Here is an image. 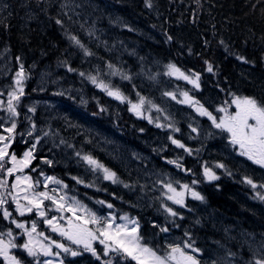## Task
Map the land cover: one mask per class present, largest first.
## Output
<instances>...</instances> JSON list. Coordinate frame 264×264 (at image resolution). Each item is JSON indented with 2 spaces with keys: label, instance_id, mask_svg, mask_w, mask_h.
<instances>
[{
  "label": "trees",
  "instance_id": "1",
  "mask_svg": "<svg viewBox=\"0 0 264 264\" xmlns=\"http://www.w3.org/2000/svg\"><path fill=\"white\" fill-rule=\"evenodd\" d=\"M151 4L149 8L145 0H0V79L3 62L7 59L12 62L19 57L24 69L30 71L28 87L37 77L50 79L47 87L40 85V92L27 97V104L49 101L77 111L89 121L117 133L128 146L143 150L151 157L150 166L154 170L163 174L175 173L182 184L197 188L204 201L188 200V207L196 206L192 216H187V208L177 205L175 208L185 215L171 216L174 222L170 223L162 215L150 219V214L141 213L136 205L141 194L140 184L137 183L134 190L125 188L124 184L131 186V175L125 172L127 178L120 177L122 168L105 157L95 145H86L83 136L74 138L73 129L63 131L66 120L57 116L52 121L60 132L68 135L67 145L91 155L123 181L113 184L100 179L94 186L86 187L84 185L90 182L86 176V181L76 183V186L86 197L104 200L113 204L117 212L135 216L143 243L159 254L165 253L168 249L161 241L159 224H173L179 228L184 242H189V237L193 236L219 242L216 248L224 249L225 246V250H231L239 257L240 264H248L253 258L252 241L255 240L258 246L264 241V212L260 211L264 206L255 198L256 192L262 189L254 190L243 183L246 175L237 170L233 157L227 158L236 168L233 170L219 161L232 175L214 166L212 170L219 179L207 181L203 175L206 162L213 160L216 163L211 158L201 159L203 154L207 155L209 139L196 138L198 143L189 146L192 155L184 150L178 153L173 144L164 152L148 148L144 141L152 139L159 131L155 123H149L147 118H137L129 111L128 102L120 103L109 97L79 73L98 75L99 79L118 87L133 103L138 102L137 93L157 103L155 85L148 82L145 71L165 73L166 66L171 63L187 75H200L199 90L185 83L177 85L213 114L218 115L216 108L229 106L236 96L252 97L264 103V0H151ZM57 20L62 23L57 24ZM73 35L93 55L85 56L84 49L69 39ZM238 56L247 62L237 59ZM109 64L118 73L130 76L131 80L122 79L120 74L112 75ZM208 64L213 67L212 73L207 71ZM69 68L75 71H69ZM61 92L64 95H55ZM101 108L105 110L101 111ZM164 110L160 117L164 122H170L164 119L167 115L172 121L174 117ZM157 113L152 110L144 115L151 116L154 121L162 120ZM35 116L46 121L54 117L49 118V111L42 108ZM24 148L22 145L16 150L17 157ZM73 153L71 151L70 156ZM173 156V161L179 162L182 168L167 162ZM80 166L87 165L82 162ZM254 170L259 171V168L254 166ZM55 172L69 188L73 187L70 171L57 168ZM2 175L0 173V177ZM193 180L198 183L192 184ZM201 211L207 213L200 215ZM209 217L214 218L208 220ZM235 228L241 233L233 232ZM16 254L24 260L23 252ZM90 256L85 253L82 257L85 264H95ZM27 262L29 260L24 261Z\"/></svg>",
  "mask_w": 264,
  "mask_h": 264
},
{
  "label": "snow or ice",
  "instance_id": "2",
  "mask_svg": "<svg viewBox=\"0 0 264 264\" xmlns=\"http://www.w3.org/2000/svg\"><path fill=\"white\" fill-rule=\"evenodd\" d=\"M146 6L151 8V0H145ZM57 24H61L60 20L56 21ZM69 39L80 48L84 49L85 56H91L89 50L84 48V45L77 39L76 36H70ZM171 40V37H168ZM223 43V42H221ZM19 57L17 58L19 62ZM242 62H247L243 57L238 56ZM207 64V61L205 62ZM110 69H113L111 74H120L122 79L131 80V77L118 73L111 64L108 65ZM69 71H75L72 68ZM207 71L213 72V67L208 64ZM81 77L88 79L93 85L105 92L109 97L119 101L120 103L128 102L129 111L132 112L137 118H147L149 123H155L157 128H169L173 132H179L180 129L175 127L174 124H162L157 118L155 121L151 116H145L146 111L150 112L155 110L156 112L163 114V109L154 104L151 100H146L144 96L137 93L139 97L138 102L133 103L128 100L118 87L110 85L103 80L99 79L98 75H87L84 72L79 73ZM167 76H173L178 80H184L188 84L192 85L196 90L200 89V75L193 73L191 76L186 75L176 65L169 63L167 65V71L164 73ZM27 76L24 71L23 64H20L19 70L15 73L13 78V85L9 86L10 90L7 92V102L0 100V111L6 113L5 117H0V128H3V132L7 135H0V210H2V216L4 220L10 221L15 225V228L21 229L23 235L27 237V240L23 244H17L15 237L11 229L6 232L0 233V257H3L5 264H23V261L17 258L15 255H10L11 249L19 248L27 254L28 257L33 259L34 264H65V259L61 258L60 254L65 256L77 257L81 255V252L74 250L65 244L53 240L46 236L43 232H37V223L33 221L31 228H25V224L18 222L12 218V212H10L4 206L9 202L8 197L11 198V203L15 206V212L23 217L26 214L35 213L40 218L44 225L52 232L70 242L71 245H75L76 249H83L84 252L91 253L93 257L100 260L101 257L97 253L96 248L93 247V242H98L103 246V255L109 256L110 253H114L117 257H120L125 264L128 261L134 262V264H201V261L197 258L196 254H199L200 250L193 246L192 242H185L183 246L169 245L168 250L159 254L154 248L143 243V237L139 232V224L135 219H130L127 215L119 217L124 223H116V217L113 214L108 216H99L94 211L88 209L74 196L69 195L66 191L68 186L64 184L60 179L54 176L44 175L43 180H34L30 175H18L17 173H23L28 168L33 159H35L34 153L37 145L40 143V138L36 137L35 142L31 144L30 148L23 153L21 158H17L15 154L9 153V148L16 134L17 121L16 117L19 115L18 105L21 97L25 95V81ZM4 93L0 91V96ZM55 95H64L63 92L55 93ZM164 96L176 100L179 104H186L194 109V111L202 117H207L211 121L212 126L222 133L228 134V143L237 151L239 156L245 157L251 161L252 164L257 165L259 168L264 169V103L257 101L252 97H239L232 100V104L235 106L234 112H229L227 106H220L216 108V111L223 113L222 116L217 117L212 112L207 110L199 101L195 100L189 95L188 91L180 93L182 99H178L172 92H164ZM84 102V101H82ZM147 104V108H145ZM105 109L101 108V111ZM30 112H35L34 108H29ZM165 120H169L167 115L164 116ZM10 123V126L5 124ZM35 124H32L31 129L27 133L32 136L35 131ZM193 132H197V129L193 127ZM48 132H44V136H48ZM58 135V133H57ZM213 135V133H209ZM176 148L183 149L188 155H192V150L185 146L182 142L175 139L173 136H169ZM61 144H65L66 141L61 139ZM55 146V145H54ZM72 147L71 145H68ZM76 155L82 160L88 167L95 173L101 172L105 181H110L113 184L123 183L117 176V174L107 168L102 163L98 162L95 158L88 154H82L76 152ZM44 163L52 166V161L45 159ZM168 163L175 164L177 168H182V165L177 161H167ZM6 164H10V167H5ZM216 168L223 169L226 174L232 175L231 171L226 168L223 163H217ZM32 171H36L35 168ZM190 171V170H186ZM203 175L209 182L219 179L216 173L208 167H204ZM8 177H15L11 183ZM77 184L84 183L78 177H72ZM198 181L193 180L192 184H197ZM243 183L251 186L252 189L258 187L264 189V183L257 185L250 177L244 176ZM162 187L165 189L161 195L164 199L171 201L173 204L178 205L181 208L186 207L185 195L190 194L193 200L204 201V197L188 184H180V191L173 186L172 182L163 183ZM55 185V187H50ZM42 186L43 190L37 189ZM86 187L93 185H85ZM125 188H129L130 185L124 184ZM256 197L264 201V193L256 192ZM45 201L50 202L46 204ZM97 203L106 205L107 208L112 209L114 206L111 203H107L104 200H99ZM164 211L169 216L175 217L178 215L171 207L161 205ZM57 213L58 215H51L49 213ZM68 213L69 215H65ZM63 222V223H61ZM199 223V221H197ZM131 225V227H129ZM161 232H167V228H160ZM36 233L37 237L43 238L46 243L40 242L33 236ZM188 235V233H185ZM7 237V239H5ZM191 240V237H189ZM264 248V242L260 245ZM53 248L58 249V252H54ZM191 253L189 254L188 251ZM235 253L228 252V257H234ZM41 257L46 259L41 260ZM102 264H113V260L109 259L106 262L102 261ZM116 264H120L117 260ZM213 264H219L218 261H213ZM224 264H230V260L225 261ZM248 264H264V257L256 258L253 254V260Z\"/></svg>",
  "mask_w": 264,
  "mask_h": 264
},
{
  "label": "rangeland",
  "instance_id": "3",
  "mask_svg": "<svg viewBox=\"0 0 264 264\" xmlns=\"http://www.w3.org/2000/svg\"><path fill=\"white\" fill-rule=\"evenodd\" d=\"M20 64L21 63L18 62V60L15 61L12 60V62H10L8 59L4 61L2 64L0 91H2L4 95L0 96V100H3L5 104L7 102V92L10 90L9 86L13 85V78L15 76V73L19 70ZM24 71L27 76V80L25 81V95L21 97L20 103L18 105L19 115L15 118L17 121L16 134L9 148V153L15 154L16 150L19 149V147H21L22 145H24L25 146L24 150L22 151L21 155L17 157V158H21L23 156V153L30 148L32 143L35 142L36 137L40 138V143L36 147V151L34 153L35 159H33L31 165L28 168H26L23 173H17L18 175H30L34 180L36 179L43 180V176L40 175V173L43 172L44 175L54 176L67 185V183L62 180V176H59L60 174L55 172V169L59 168V169H67L68 171H70L71 179L72 177H78L81 180L86 181V176H89L90 182L88 183V185L92 184L94 186V184L97 181L103 179V174L101 172H95V173L91 172V169L88 167V165L84 166L83 168L80 166V164H82L83 161L80 160L79 157L76 155V152L78 151L75 150V148L69 147L67 145V143L69 142L68 135L64 134V132L63 133L60 132L59 127L57 125L52 124V121L55 120L57 116H60L62 119L67 121L62 125L63 131H66L67 128L73 129L74 138H79L80 136H83V142L86 145H95V147L98 150L104 153L105 157L111 158L115 163H117L122 168L121 169L122 174L120 177L127 178L128 175H126L125 172L131 175L132 183L129 190H134L137 183L140 184L141 194L136 200V205L138 206V209L140 210L141 213L150 214V219H153L152 218L153 216L158 217L162 215L165 216L167 219H169L168 221L170 223L174 222L171 219L172 217L169 216L168 213L164 211V208L161 206L163 204L171 207L174 211H176L178 213L177 216L185 215V213L181 211V209L175 208L177 205L173 204L171 201L164 199V197L161 195V193L165 191V189L162 187L161 182L163 183L172 182L173 186L177 189V191L181 190L180 184L182 183L181 181H178L176 176L177 174L176 175L175 173L171 174L170 172H166V174H163L160 171L154 170L150 166L152 163L151 157L148 156L145 152H143V150L141 151L138 148L128 146L123 140H121L120 136L117 133L112 132L110 129L104 126L89 121L87 118L83 117L77 111H74L70 108H65L64 105H57L56 103L54 102L52 103L49 101H43L40 103L39 101H33L32 103L30 101V103L27 104L26 102L27 97L30 96V94L32 93L40 92L39 91L40 85H46L47 87L50 79H45V77L44 79L43 78L40 79V77H37L35 80H33V83H31L30 81L31 85L28 87L29 80L31 78V76L29 75L30 71L28 68L24 69ZM166 71H167V66L165 72ZM145 75L149 80L148 82L155 85L154 88L156 90V96L158 97V101L157 103L154 104L159 106L161 109H165L164 110L165 112L167 111V113L171 114L174 117L172 121L168 120L170 122H164V120L159 115L160 113L158 112L157 114L159 118L162 119L159 122L162 124L172 123L175 125V127L180 129L179 132H173L170 131L169 128L156 127L159 131L155 134V136L152 139L144 141V143L148 148L154 151L158 150L164 152L166 148L169 147L171 148L172 145L171 141L168 139L169 136H173L175 139L185 144V146L188 148L189 146L193 145L191 141L192 139L202 138L203 140H207L209 138L211 143H208L207 155L203 154L201 159L206 160L208 158H211L214 159L216 163L213 160H209L208 162H206L207 164L206 167L212 170V168L217 163H221L219 161H223L232 170L236 169L227 159L233 157L235 159L233 163L237 167V170L243 171L245 175L250 177L257 185L259 183L260 184L264 183V169H261L257 165L252 164L251 161L247 160L245 157L239 156L237 154L238 150L234 149L228 143L227 133H222L219 130L215 129L212 126L211 121H209L207 117L199 116L192 107L186 104H179L176 102V100H173L163 95L164 92H172L177 96L178 99H182L180 93L185 90H182L180 86H178L177 84L178 83L188 84L186 81L178 80L173 76L164 75V73L160 71L154 74L145 71ZM60 79L62 81V78ZM52 84L54 85L55 83ZM188 85L192 86L190 84ZM29 108H34L35 112L34 113L30 111L26 112ZM40 108L49 111V118L51 116L54 117L47 121L45 119L36 117L35 114ZM228 110L230 111L231 108L228 107ZM22 115H24L23 118ZM222 115L223 113H220L217 117H220ZM5 116L6 113L0 111V117H5ZM0 123H3V121H0ZM70 123L72 124V126L70 125ZM32 124H35L36 128L35 131L32 133V136H29L27 133L31 129ZM5 126H10V123L5 124ZM193 127L197 129V132H193L191 130ZM44 132H48L49 135L44 136ZM210 132L213 133V135L210 136L209 135ZM0 135H7V133L3 132V128H0ZM61 139L66 141V143L61 144L60 143ZM214 141H219L222 142L223 144L221 145L215 143ZM173 146L175 147V145ZM192 149L194 150V148ZM175 150L178 151V153H180V150L183 149L175 147ZM71 151H74L72 156H70ZM82 154H87V153H82ZM45 159L51 160L53 162L52 166H49L48 164L44 163L43 161ZM173 159L174 156L171 161H173ZM64 161L66 162L64 163ZM6 165L7 167L11 166L10 164H6ZM254 166L258 167L259 171L256 170L252 171V168ZM33 168H35L36 171H32ZM10 178L11 181L15 179V177H8V179ZM70 181H71L70 184H72L73 187L67 188L66 191L68 192V194L74 196L83 205H85L88 209L94 211L97 215L108 216L109 214H113L116 217V223H124V221L120 220L119 217L122 215H127L130 219H135L138 222L135 216H131L126 213L117 212L113 208L109 209L106 207V205H101L97 203L98 200L94 197H90V198L86 197L85 194H82L78 191L75 180L72 179ZM235 186L238 187L237 185ZM50 187H55V185H50ZM192 188L194 190H197V188L195 187ZM37 190L42 191L43 190L42 186ZM239 192H243V191L239 190ZM261 193H264V189L261 190ZM255 198L258 200L256 196ZM189 199L190 202L195 201L191 198L190 194H186L185 195L186 207L184 208L188 209L187 216H192L193 207L196 206H193L190 203L192 206L188 207L187 205L189 204L188 202ZM261 202H263V206H264V201ZM45 203L49 204L50 202L45 201ZM4 207L7 208L10 212H12L13 219L17 220L18 222L24 223L25 228L30 229L32 222L36 221L37 232H43L46 236L52 238L53 240L61 242L66 246H69L72 249L81 252V255L77 257H71L70 255L65 256V254L61 253L60 256L61 258L65 259V264H75L76 261H78V264H85L86 260L84 262L82 260V257L84 256L85 253L88 252H84L82 248L76 249L75 245H71L70 242H68L67 240H64L57 234L52 233L44 225L43 221L35 215L34 212L31 214H26L23 217L19 216L15 212V206L11 203V198H10V202L7 203ZM260 211L264 212V210L262 209ZM202 213H207V212L201 211L200 215ZM51 215H58V214L52 212L49 213V216ZM65 215H69V214L65 213ZM213 218L214 217L212 218L209 217L208 220H212ZM159 221L160 220H156V222ZM159 226L161 228L164 227L168 229L167 232H161V241L167 249L169 245H173V246L178 245L181 247L183 246L185 242L183 241L182 237L178 232L179 229L178 227L173 226V224H170L169 226H164V224L162 223H160ZM129 227H131V225H129ZM9 229L13 231L15 242L17 244H23L27 240V237L23 235L21 229L15 228V225L11 224L10 221L3 219L2 210H0V233L6 232ZM239 229L242 231L241 228ZM139 232H140V227H139ZM233 232L239 234L241 233L238 232L236 228L233 229ZM248 232L252 233L251 230H248ZM220 235L222 236L221 233ZM33 236L36 237V239L40 240V242L46 243V241H44L43 238L37 237L36 233H33ZM5 239H7V237H5ZM262 239H264V237ZM189 242H192L193 246L200 250L199 254L196 255L197 258L201 261V264H213V261H218L219 264H224V262L228 260H230V264H240L238 260L239 257H237L236 255L231 258H228V256L226 255L228 254V252H231V250L230 251L225 250V246L223 247L224 249L216 248V245L219 242L214 243L212 241H207L202 237L197 238L196 236H193ZM252 243L253 244H250L252 254L255 253L256 258L264 257V250H263L264 248H260V246L256 245L255 240H253ZM97 244L99 243L93 242V247L100 248L99 250H97V253L100 255L101 259L97 260L93 256H90V260L94 261L95 264H102V261L106 262L109 259L113 260V264H116L117 260L120 261V264H125V262L120 257H117L114 253H110L109 256L105 257L103 255V246L102 245L98 246ZM256 247H259L260 249H256ZM221 250H223L225 253L221 252ZM53 251L58 252L59 250L53 248ZM185 251H188L189 254H193L191 253L190 250L186 249ZM19 252H23V251L20 250L19 248L11 249L10 255L16 256L17 255L16 253ZM23 253H24L23 264H34L33 259L28 257L25 252ZM0 259L2 260V264H5L3 257H0ZM40 259L43 260L46 258L41 257ZM25 260H29V262L24 263ZM251 260H253V258H251ZM54 264H56L55 259H54ZM127 264H134V262L128 261ZM244 264H246V262H244Z\"/></svg>",
  "mask_w": 264,
  "mask_h": 264
}]
</instances>
